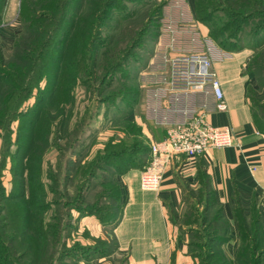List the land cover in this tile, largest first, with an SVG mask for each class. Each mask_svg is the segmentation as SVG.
Wrapping results in <instances>:
<instances>
[{"label": "trees", "instance_id": "trees-1", "mask_svg": "<svg viewBox=\"0 0 264 264\" xmlns=\"http://www.w3.org/2000/svg\"><path fill=\"white\" fill-rule=\"evenodd\" d=\"M152 1L22 0L23 25L14 48L5 51L0 46V264H64L68 256L76 260L68 251L73 210L81 217L120 220L121 193L114 176L132 167L143 169L150 160V144L142 128L125 119L138 105L139 89L114 78L127 57L132 58L158 33L161 10ZM126 2L148 6L149 12L138 29L130 26L135 37L128 43L122 39V44H127L118 52V33L127 30L126 23L138 12L127 10ZM5 3L0 0V12ZM209 4L204 8L201 0H196V17L208 27L209 37L220 49L236 53L263 47L264 0H212ZM112 11L119 17L114 28L110 27ZM257 55L258 60L264 58V47L253 52L247 65L262 89L260 61L250 62ZM109 59L113 61L110 64ZM128 72L123 74L125 78ZM118 81L120 84L112 87ZM78 90L85 92L88 100L85 109L76 108ZM34 91L40 95L34 105L27 106ZM115 100L124 108L120 113L121 137L113 134L90 155L84 148L85 135L98 108ZM252 109L256 125L264 133V116L258 118ZM14 133L16 152L12 153ZM52 151L57 153L55 163L47 160ZM8 159L11 184L21 178L18 182L25 192L27 188L28 195L24 192L19 201L11 194L13 188L7 191L4 185ZM191 197L194 199L187 203L199 197L205 211L212 213L208 218L194 215L199 216L204 231L196 233L201 239L189 240L188 247L199 264H264V231L257 210L245 215L235 196L233 214L240 245L234 260L224 249L230 239L229 221L214 200L204 173L201 189ZM186 221L191 222V217L186 216L183 223L175 220L187 231L190 225Z\"/></svg>", "mask_w": 264, "mask_h": 264}, {"label": "crops", "instance_id": "crops-1", "mask_svg": "<svg viewBox=\"0 0 264 264\" xmlns=\"http://www.w3.org/2000/svg\"><path fill=\"white\" fill-rule=\"evenodd\" d=\"M21 2L6 0L0 12L2 50H13L22 29ZM164 8L158 33L151 42L148 66L165 62L167 56L205 50L209 39L208 27L196 17V0H168ZM251 53V49H244L231 58L216 59L212 65L228 105L225 112L215 109L210 93L173 91L166 81L149 89L142 114L138 115L136 108L126 113L125 119L142 128L150 145L164 138L171 124L199 112L215 127L230 128L235 145L194 157L176 156L157 191L141 188L139 168L114 176L120 188L122 216L112 233L114 253L122 257L121 264H199L189 253L185 226L175 220H180L187 200L194 199L191 194L201 189V173L208 176L213 198L229 221L230 239L224 249L231 258L236 260L240 245L233 214L235 196L245 215L258 211L264 231V133L256 125L250 99L251 91L258 89L255 74L247 68ZM83 221L97 222L91 217Z\"/></svg>", "mask_w": 264, "mask_h": 264}, {"label": "rangeland", "instance_id": "rangeland-1", "mask_svg": "<svg viewBox=\"0 0 264 264\" xmlns=\"http://www.w3.org/2000/svg\"><path fill=\"white\" fill-rule=\"evenodd\" d=\"M149 1V0H148ZM168 0H153L152 4L155 3V6H157L158 9L161 10V16L163 17V13L166 8ZM212 0H201V4L204 8H209L210 4L209 2ZM128 5L127 10L133 11L137 9L136 11L137 14L134 15L133 19L130 21V23H126L127 30L123 33H118V38H117V51H121V48L123 45L127 44L129 42V39L131 36L135 37L134 35L131 34L130 32V26L133 29H138L140 26V23L144 21V17L148 14L149 12V7L148 6H138L134 5L133 3H127ZM144 5V4H143ZM115 12V11H114ZM118 12V11H116ZM220 14V13H219ZM28 18L26 19L29 20V16L31 17V14H27ZM111 21H110V27L114 28L116 26L115 20H119L117 17L116 13H113V11L110 13ZM117 18V19H112V18ZM25 21V17H24ZM135 26V28L133 27ZM154 30V28H153ZM107 37V36H106ZM105 35L103 38L100 40L102 44L105 42ZM122 39L128 40L127 43L122 44ZM210 39V37H209ZM153 40V39H152ZM216 44V43H215ZM217 45V44H216ZM218 46V45H217ZM264 47V45H263ZM263 47L256 49H251L252 53L253 52H258L261 50ZM139 51H136L134 56L132 58H128L125 60L127 63L122 66L118 67L116 71V76L114 79H119L120 82L124 83H131L135 87H137L140 91V98L138 105L135 107L137 110V114H142L144 112V102L146 101L147 97V92L149 89H154L153 87H160L163 86L164 83L168 80L169 72H170V63L169 60L171 59L170 56H167L165 59V62L160 63L156 62L154 65L148 66L147 62L150 56L151 51L153 50V45L150 42H147L144 47H141L138 49ZM114 52V53H118ZM121 53V52H120ZM189 54V53H187ZM259 55L255 56L254 59H252L251 64L257 63V61H260V66L263 68L262 70V75H264V58H260L258 60ZM250 59V58H249ZM112 59L107 60V63L110 64L113 61ZM249 62V60H248ZM247 62V64H248ZM107 64V65H108ZM156 65L158 69H156ZM161 67V69L159 68ZM248 68V65H247ZM129 71V72H128ZM128 72V77L125 78V75L123 76L124 73ZM123 77L125 79H123ZM105 82L108 83V79H104ZM120 82H116L113 84L112 87H115L120 84ZM168 82V81H167ZM102 83V82H101ZM100 83V84H101ZM41 88H44L45 82L41 83ZM106 86V85H105ZM37 95L39 94V91H34L33 94L30 96L28 99V102L26 103L27 106H32L36 103L37 101ZM251 104L255 109V114L258 118H262L264 116V87L258 89L251 94ZM119 101L115 100L114 102L109 104H103L101 105L97 110L96 115L93 118V123L91 124L89 130L87 131V134L85 135V144L84 148H87L86 151L89 150L90 155L94 154V151L96 148L99 146L102 147L106 142L109 140L110 137L113 136V134H118V136L121 137V121H120V113L124 109L122 106L118 104ZM88 104L87 98H85V92L82 90H78L77 92V101H76V108L79 109H85V107ZM120 107L121 110L118 108ZM120 111V112H119ZM264 126V125H263ZM17 123H14L13 128L16 129ZM2 135V134H1ZM14 138H15V133L13 134L12 140L14 143ZM3 145L2 138L0 137V149ZM14 146L12 147V153L16 152L15 148V143L13 144ZM90 146V148L88 147ZM89 148V149H88ZM56 156L57 153L56 151H52L47 155V160L50 162L55 163L56 161ZM10 161L8 159V162L5 166L4 170V185L7 188V191H10L11 188L12 192L11 194L15 197L18 198L17 201L21 200L20 195H22L25 192L24 185H21L18 181H22L23 179H18L16 182L11 184L12 180V173H10ZM26 195H28L27 188H26ZM202 200L196 199L192 202H189L185 205L184 210L180 216V220L182 223L183 221L186 220V216L191 217V222H187L189 225V228H187V238L190 241H195V240H200L201 238L198 239L196 233L204 231V228H202L200 224V219L198 215H204L203 217L208 218L209 216L212 217L211 211H205V209L202 207ZM191 208H194V210L191 212ZM195 213L198 215L195 217ZM73 215V221L71 223V227L69 230V238H68V251H72V254H74V258L76 260L71 259V257H65L64 264H121L122 263V257L118 255L115 252V241L113 239V233H112V228L116 224L114 220H109V218H104V220L99 219L98 217L94 215L90 216H85L81 217L79 216V213L76 210L72 211ZM86 217H91L94 220V223L88 222V221H83L84 218ZM198 220V221H197ZM194 222V223H193ZM185 223V222H184ZM97 225V227L95 226ZM105 258V259H103Z\"/></svg>", "mask_w": 264, "mask_h": 264}, {"label": "built area", "instance_id": "built-area-1", "mask_svg": "<svg viewBox=\"0 0 264 264\" xmlns=\"http://www.w3.org/2000/svg\"><path fill=\"white\" fill-rule=\"evenodd\" d=\"M206 49L172 57L168 83L173 91L186 93L205 92L214 96L218 112L228 110L224 92L217 74L211 69L216 59L231 58L233 53L223 51L210 38ZM235 145L232 130L212 125L204 113H195L183 122L173 123L164 138L150 145V160L141 169L140 184L143 190L157 191L165 172L176 156L194 157L210 149Z\"/></svg>", "mask_w": 264, "mask_h": 264}]
</instances>
